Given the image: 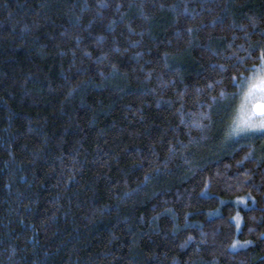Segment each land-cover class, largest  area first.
<instances>
[{"label":"trees","instance_id":"16d2710c","mask_svg":"<svg viewBox=\"0 0 264 264\" xmlns=\"http://www.w3.org/2000/svg\"><path fill=\"white\" fill-rule=\"evenodd\" d=\"M261 47L264 0H0V264H264Z\"/></svg>","mask_w":264,"mask_h":264},{"label":"snow or ice","instance_id":"6c2138e0","mask_svg":"<svg viewBox=\"0 0 264 264\" xmlns=\"http://www.w3.org/2000/svg\"><path fill=\"white\" fill-rule=\"evenodd\" d=\"M239 59L243 60L242 57ZM248 67L252 70L243 80V84L246 85L242 93L243 101L233 109L230 136H236L249 130L264 131V47H261L259 62ZM239 75L243 77L245 74L240 73ZM233 78L236 79L235 76ZM220 95L223 97L225 94L221 92ZM234 219L239 225V214Z\"/></svg>","mask_w":264,"mask_h":264},{"label":"rangeland","instance_id":"374dc122","mask_svg":"<svg viewBox=\"0 0 264 264\" xmlns=\"http://www.w3.org/2000/svg\"><path fill=\"white\" fill-rule=\"evenodd\" d=\"M243 101V95H242V97H241V100H240V103ZM251 137V138H253V139H260V141L262 142V144L264 145V131H253V130H249V131H246V132H244V133H241V134H239V135H236V136H233V138L235 137H237V138H239V137ZM240 203L241 204H243V205H246V200L245 199H243V200H241L240 201ZM239 219H240V216H239ZM235 220V219H234ZM236 221V220H235ZM239 226H240V223H239ZM235 244L233 243L232 244V246H231V248L232 249H236L237 247L239 248V247H244L245 245H247V244H245V243H242V242H238V240H235Z\"/></svg>","mask_w":264,"mask_h":264}]
</instances>
